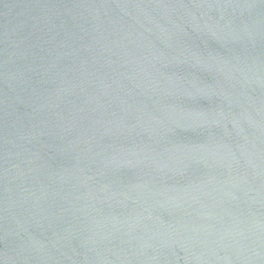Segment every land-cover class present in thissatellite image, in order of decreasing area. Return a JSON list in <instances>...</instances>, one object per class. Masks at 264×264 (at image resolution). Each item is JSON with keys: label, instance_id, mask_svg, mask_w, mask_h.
I'll return each mask as SVG.
<instances>
[{"label": "water", "instance_id": "95a60500", "mask_svg": "<svg viewBox=\"0 0 264 264\" xmlns=\"http://www.w3.org/2000/svg\"><path fill=\"white\" fill-rule=\"evenodd\" d=\"M0 264H264V0H0Z\"/></svg>", "mask_w": 264, "mask_h": 264}]
</instances>
